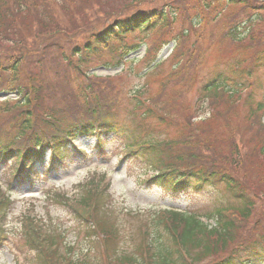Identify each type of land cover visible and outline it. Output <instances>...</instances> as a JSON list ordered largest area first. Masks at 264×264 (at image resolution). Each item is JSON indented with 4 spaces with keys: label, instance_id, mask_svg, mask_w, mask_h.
Returning <instances> with one entry per match:
<instances>
[{
    "label": "rangeland",
    "instance_id": "obj_1",
    "mask_svg": "<svg viewBox=\"0 0 264 264\" xmlns=\"http://www.w3.org/2000/svg\"><path fill=\"white\" fill-rule=\"evenodd\" d=\"M152 10L161 13L163 23L147 27L146 34L131 29L122 39L127 45L140 40L136 50L125 58L121 52L102 51L87 65L84 83L101 85L96 92L102 105L110 106L127 128L122 140L109 135L95 149V138H79L72 146L85 151L86 158L70 154L66 165L37 167L39 177L24 182L0 172L2 189L12 201L0 225V264H37L24 245L23 226L29 221L60 235V245H70L72 257L84 255L89 240L56 195H79L82 183L102 175L109 181L124 248L131 247L132 233L136 239L139 223L127 213L152 214L171 207L208 214L217 205L239 208L223 186L213 189L216 205L191 192L175 196L144 185L136 165L120 163L126 139L173 140L175 149L165 152L166 157L181 152L197 167L232 175L254 202L240 238L264 237V63L255 66L263 47H252L242 34V15L236 16L239 27L230 36V15L236 8L228 0H8V25L0 23V145L21 138L28 125L23 122L25 108L37 112L31 136L45 139L52 133L43 119L49 111L63 125L73 121L83 101L73 95L78 79L65 55L116 19L127 21ZM16 62L17 76L12 75ZM219 78L226 80L227 91L207 93L206 86ZM234 86L239 87L237 96L229 99ZM137 89L141 94L130 100ZM131 101L144 104L149 116L134 110ZM102 243L86 253L85 264H103Z\"/></svg>",
    "mask_w": 264,
    "mask_h": 264
},
{
    "label": "trees",
    "instance_id": "obj_2",
    "mask_svg": "<svg viewBox=\"0 0 264 264\" xmlns=\"http://www.w3.org/2000/svg\"><path fill=\"white\" fill-rule=\"evenodd\" d=\"M7 1L0 0V23L6 25ZM164 19L160 12L140 11L127 21L116 19L101 30H95L85 41L76 42L69 50V55H65L64 61L73 68L78 79L73 95L82 99L83 109L74 114L73 121L66 125L55 120L51 111L45 113L43 119L52 133L44 139L39 135H30L33 131L31 120L37 112L25 108L23 122L28 125L23 128L21 138L4 146L0 145V172L24 182L27 178L39 177L35 171L37 167H45L46 164L66 165L70 154H80L86 158L85 153L68 148L81 137L95 138V148H100L101 142L109 135L121 141L127 128L123 121L116 120L110 106L102 105L96 92L101 85L84 83V80L89 79L87 65L91 57L96 58L102 51L129 55L131 50L139 46L140 40H132L127 45L123 43V37L134 28L138 29L137 32L146 34L149 31L147 27L163 23ZM247 41L252 47H263L257 55V61L261 62V57L264 56V34L259 32ZM112 43L122 44L111 49ZM122 59H119L120 63ZM18 66L17 62L12 65V75H18ZM154 66L147 70L153 71ZM211 84L214 85V81ZM218 90H222V86ZM206 91L216 94L217 90L214 87ZM137 93L141 94V90L132 92L130 100ZM228 96L230 99L236 97L237 93L231 90ZM132 105L134 110L144 111L143 117L149 116L144 104L132 102ZM260 125L264 128L262 121ZM122 142L125 145L120 157L122 161H130L143 174L154 173L144 181L150 187L168 189L175 196L189 191L209 198L216 204L213 189L223 186L230 197L238 202L239 208L231 209L216 204L217 208L208 214H201L191 208H167L152 214L142 212L141 215L127 213L134 218L138 217L139 223L135 229L136 239L132 231V245L124 248L120 244L117 212L111 201L109 186L104 184L103 177L91 178L78 187L79 195L70 198L56 195L58 203L72 214L76 225L89 240L90 247L85 253L99 249L98 241L101 240L104 245L103 264H264V237L245 241L239 236L250 219L254 202L232 175L222 169L197 167L181 152H176L171 158L166 157L165 152L175 149L173 140L151 138L142 141L126 139ZM11 205L9 196L5 195L0 184V225L6 221ZM205 219H212V224ZM23 227L24 245L34 253L33 259L37 264L86 263V255L72 257L73 249L66 244L60 245V235L44 230L43 226L32 221Z\"/></svg>",
    "mask_w": 264,
    "mask_h": 264
}]
</instances>
